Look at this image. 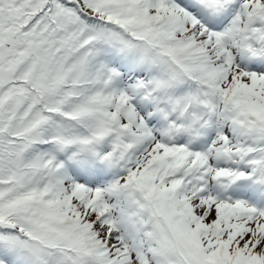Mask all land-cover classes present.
Wrapping results in <instances>:
<instances>
[{"label":"snow or ice","instance_id":"1","mask_svg":"<svg viewBox=\"0 0 264 264\" xmlns=\"http://www.w3.org/2000/svg\"><path fill=\"white\" fill-rule=\"evenodd\" d=\"M0 264H264V0H0Z\"/></svg>","mask_w":264,"mask_h":264}]
</instances>
